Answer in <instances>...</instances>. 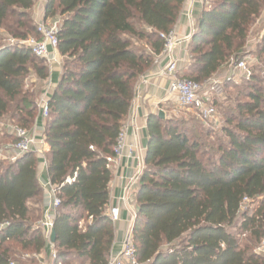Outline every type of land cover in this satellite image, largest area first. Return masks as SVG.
<instances>
[{"label": "trees", "instance_id": "obj_1", "mask_svg": "<svg viewBox=\"0 0 264 264\" xmlns=\"http://www.w3.org/2000/svg\"><path fill=\"white\" fill-rule=\"evenodd\" d=\"M185 1L45 4V20L60 19L63 57L44 129L49 180L61 198L54 264L110 263L116 227L108 211V157L136 83L162 54L163 35L173 31ZM35 5L36 0H0V28L19 40L39 37ZM263 10L264 0H206L189 42L190 63L180 75L201 83L213 78L241 55ZM259 53L264 54V34ZM32 71L41 80L50 76L47 61L30 46L0 45V120L14 104L12 126L28 130L38 114L37 101L24 94ZM243 90L247 99L226 111V143L204 139L207 129L190 131L184 121L149 115L132 229L141 264H264V251L256 250L264 243V77L252 75ZM9 134L11 142L17 140ZM39 161L37 153L26 152L0 162V264H40L23 254L36 256L47 246L39 227L45 211ZM260 196L262 207L244 213L237 225L244 201Z\"/></svg>", "mask_w": 264, "mask_h": 264}, {"label": "crops", "instance_id": "obj_2", "mask_svg": "<svg viewBox=\"0 0 264 264\" xmlns=\"http://www.w3.org/2000/svg\"><path fill=\"white\" fill-rule=\"evenodd\" d=\"M47 0H40L41 8L38 6L37 17L39 20L45 16V4ZM206 0H186L180 13L177 23L173 29L175 36L180 39L177 47L171 54L157 56L154 65L136 83V93L130 112L124 122L128 125L126 146L122 157L113 164V179L110 186L111 201L108 211L112 207H120V219L115 222L116 239L113 247V254L121 249V243L133 228L136 217V197L130 198L125 194V189L132 184L137 190L142 175L141 166L144 165L149 131L147 126L150 114L159 113L162 107L169 103L177 104L176 98L170 93V76L163 75V68L171 61L176 60L181 70L189 63V42L196 29L199 15L205 6ZM35 8V7H34ZM50 62V76L45 81V89L38 100V115L36 116L32 132L38 137L44 134L47 118L42 114V107L45 101L51 98L63 74L62 56L59 51H54ZM39 179L42 182H49L48 167L43 158L40 157L38 166ZM44 205L47 204L44 191ZM45 251H51L50 244H47Z\"/></svg>", "mask_w": 264, "mask_h": 264}, {"label": "built area", "instance_id": "obj_3", "mask_svg": "<svg viewBox=\"0 0 264 264\" xmlns=\"http://www.w3.org/2000/svg\"><path fill=\"white\" fill-rule=\"evenodd\" d=\"M59 20L50 21L45 20V17L37 22V29L40 34L39 37L29 36L26 40H21L20 44H25L31 47L33 53L40 58H45L49 62L52 61L51 54L58 51V29ZM165 45L162 54H171L177 47L180 39L175 36L172 31L169 35H163ZM236 69L243 70L245 77L250 78L251 72L249 71L245 61L236 64ZM163 75L172 77L170 84V93L176 98L177 104L181 107L196 111L206 117H214L217 114V106L214 103V98L218 96L222 89V82L210 78L204 83L195 81L190 78L182 77L179 74L177 61L169 62L162 70ZM42 114L44 118L49 115L48 100L44 102L42 107ZM128 125L124 124L119 134L118 142L114 148V154L108 157V162L111 167L115 164L118 158L122 157L124 148L126 146ZM10 132L17 138L16 141L6 146V149L11 152L13 161L17 160L26 152H35L43 158L47 164L44 156L46 147L45 135L42 134L38 137L32 134L28 129L20 126H11ZM142 170L144 165L141 166ZM73 179H68L72 181ZM46 194L47 204L45 205L44 217L39 222V227L43 230L47 239V244L52 248V262H47L42 253L36 256L40 259V264H54L56 251L54 243L51 241V233L54 229L55 219L58 213V208L61 205V198L59 196V188L53 186L49 182H42ZM132 184L128 185L125 189V194L130 198L132 196ZM137 214V209H136ZM109 215L114 222L120 219V207H112L109 210ZM133 229V228H132ZM132 229L129 231L125 239L121 243V249L111 255L109 264H141L137 256L136 246L133 240ZM259 251H264V243L258 247ZM14 264V263H11Z\"/></svg>", "mask_w": 264, "mask_h": 264}, {"label": "rangeland", "instance_id": "obj_4", "mask_svg": "<svg viewBox=\"0 0 264 264\" xmlns=\"http://www.w3.org/2000/svg\"><path fill=\"white\" fill-rule=\"evenodd\" d=\"M40 5V0H36L35 8L32 10L35 17L36 25L38 22L37 12L38 6ZM42 8L43 5H40ZM59 19H51L50 21H55ZM40 21V20H39ZM264 34V10L258 19L252 24L250 32L247 39V44L238 58L231 59V61L219 71L218 74L214 75L213 78L221 81L222 89L217 96V114L214 117H206L196 111L181 107L179 104L169 103L162 107V110L165 113L167 119H175L178 121H184L185 126L191 131L195 128H198L200 131L203 129L209 130V134L204 136V139L212 143L224 142L226 143L227 138L223 133V127L227 126L226 123V111L229 109H234L238 101H244L247 99L243 87L246 80H249L252 75H260L264 77V54L259 53V45ZM21 40L14 38L6 30L0 28V45L5 43H19ZM144 46V44H141ZM54 53L51 54V57ZM47 61V65L50 69V62ZM191 56L189 57V63ZM241 61H245L249 71L251 72L250 78L245 77V72L240 69H236V64ZM189 63L181 70V74L187 68ZM63 65V58H62ZM45 81L38 78L34 71H32L25 80L24 94L32 99H35L38 103L40 100L41 94L44 92ZM20 99V98H19ZM39 108V107H38ZM15 112V105L13 104L8 114L0 120V162L5 164L12 162L11 152L6 149V146L13 143L11 142V135L9 134L10 127L12 126L11 114ZM39 113V111H38ZM38 115V114H37ZM17 123V122H16ZM18 124V123H17ZM32 134V129H29ZM203 135V133L201 132ZM136 189L132 187V195L136 197ZM262 207V196L255 199L245 200L241 213L236 220V224L242 221V215L244 213L254 214ZM44 216V215H43ZM260 246V245H259ZM258 246V247H259ZM47 248V246H46ZM45 248V249H46ZM44 249V250H45ZM257 252H261L256 249ZM44 252V251H43ZM19 253L23 251L19 250ZM262 253V252H261ZM24 257H35L37 261L40 262V259L33 255L31 252H26L23 254ZM45 260L49 263L52 262V252L45 251L42 253ZM39 259V260H38ZM24 264H31L29 262H24ZM77 264V263H76Z\"/></svg>", "mask_w": 264, "mask_h": 264}, {"label": "water", "instance_id": "obj_5", "mask_svg": "<svg viewBox=\"0 0 264 264\" xmlns=\"http://www.w3.org/2000/svg\"><path fill=\"white\" fill-rule=\"evenodd\" d=\"M159 115H160L161 117H165V113H164V111L161 110V111L159 112ZM51 241H52L53 243L56 241V231H55V229L52 230V233H51Z\"/></svg>", "mask_w": 264, "mask_h": 264}]
</instances>
